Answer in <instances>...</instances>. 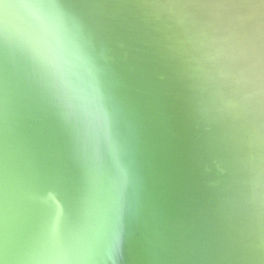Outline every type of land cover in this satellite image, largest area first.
<instances>
[{
	"label": "water",
	"instance_id": "obj_1",
	"mask_svg": "<svg viewBox=\"0 0 264 264\" xmlns=\"http://www.w3.org/2000/svg\"><path fill=\"white\" fill-rule=\"evenodd\" d=\"M0 264H264V0H0Z\"/></svg>",
	"mask_w": 264,
	"mask_h": 264
}]
</instances>
